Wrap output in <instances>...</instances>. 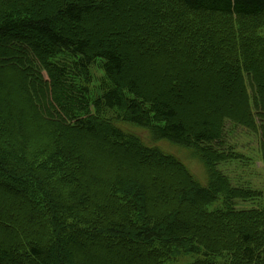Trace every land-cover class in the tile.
I'll return each mask as SVG.
<instances>
[{"label":"trees","instance_id":"1","mask_svg":"<svg viewBox=\"0 0 264 264\" xmlns=\"http://www.w3.org/2000/svg\"><path fill=\"white\" fill-rule=\"evenodd\" d=\"M115 5L121 8L119 0H0V41L9 42L2 53L19 40L22 56L27 50L40 59L42 70L37 76L28 70L29 84L21 82L27 74L10 69L19 79V95L12 94L18 105L0 88V177L10 181L9 189L22 184L31 192L23 204L11 199L19 222L0 210V264H161L170 261L164 260L169 250L185 258L181 264H264V191L220 168L254 164L232 142L240 131L255 137L264 167V74L256 60L257 54L264 58V0H149L139 43H148L151 56H165L160 61L172 71L177 61L184 68L197 60H235L243 105L195 121L181 117L175 104L184 103L194 84L174 79L158 91L146 83L140 53L114 42L93 44L64 29L116 11ZM244 65L249 84L240 76ZM93 68L102 74L96 86ZM30 86L35 97H49L46 111H55L47 119L33 104ZM121 124L192 149L207 184L179 159L147 149ZM96 133L113 137L101 151ZM137 149L145 161L135 172L126 156ZM31 156L38 157L33 166ZM22 158L26 162L13 165ZM51 175L62 179L63 192L54 199L45 180ZM117 178L127 205L119 203ZM65 235L78 236L79 243L58 261L53 247L63 246Z\"/></svg>","mask_w":264,"mask_h":264},{"label":"rangeland","instance_id":"2","mask_svg":"<svg viewBox=\"0 0 264 264\" xmlns=\"http://www.w3.org/2000/svg\"><path fill=\"white\" fill-rule=\"evenodd\" d=\"M119 1L121 4V8H117L118 5H115V8H117L115 9L116 11L110 10L107 15L102 14L97 16L95 14L92 17L88 18L85 23L80 24L79 26L73 28L67 27L64 29H67V31L71 34L73 33L75 35L90 38L93 44L95 42H104L106 45L114 42L115 46L122 50H127L128 52L136 51L140 53L146 59V63L145 61H143L144 64L142 62V65L145 66L142 67V71L146 69V72L144 71L145 74H143V76H147L146 83L148 86L158 89V91H165L166 89H168V86L172 85L174 79H177L180 84H194L195 88L193 90H191L190 92L186 91L184 95V103H175L180 112V116L189 121H195V119L199 118L200 115L209 116L213 114V112H216V114L219 112L229 113V111H232L233 106L243 105L244 97L241 95L239 86L237 84L238 77L234 68L232 67L235 62L234 59H225L224 61H220L218 64H215L216 61H210L208 59L204 62L201 60H197L196 62L190 63L188 67L184 68H182L181 63L177 61L176 68L174 67L175 65L171 63L174 69L172 71L169 68V65L166 66L160 61L164 59L165 56L163 58H156L154 56H151L146 48V44L148 43H139V37H143L146 34H141L140 31L138 32V30L144 29V17L148 14V12L151 11L148 6L149 0ZM53 12V8L47 9L45 14H52ZM30 41L33 42L34 39H30ZM7 43L9 42L5 43L0 41V88L4 87V89H6L4 94H6L5 96H7L9 101L11 100L14 91L15 95H19V86L17 85L19 81L18 76L11 72L10 69H18L21 73L27 74L29 77L22 78L21 82H23L24 79L27 78L29 84H33L34 77L30 75V72L28 70L32 71V73L34 75L36 74V76L38 75V72H41L42 70H40L39 68L40 59H38L37 57L34 58L32 55L29 56L30 53L27 50L26 54L22 56V47H19V40L15 41V43L11 42L13 44V46L10 47L11 51H9L8 54H3L2 52L4 51V49H6ZM255 49L257 50V46L255 47ZM256 56V60L262 67V72L264 74V58L258 57L260 56L259 54H257ZM186 64L187 62H184L183 65ZM3 71L7 73L5 75H2V73H4ZM92 71L96 78L94 81V86H96V84L99 83V79L102 77V74L98 69L96 70L95 68H93ZM42 73L43 78L44 76L46 77V72ZM240 76L241 79L246 80L247 84L251 82V78L245 70V65L241 69ZM35 84L41 91V83ZM29 91L31 95L30 98L33 101V104H35V106L39 109L38 112L42 117H45L47 119L48 114L54 113L55 110L52 111V113L50 111H46L45 105H49L47 101L49 97L47 96V94H42L40 97H35L34 95H32L34 93L33 86L29 87ZM253 94L254 90H250V95L252 97ZM20 97L21 96H18V98ZM12 100L18 105L14 98H12ZM23 105H21V107H23ZM6 114H8L7 111ZM19 116L20 115L15 114V118ZM18 124V121H13L14 126ZM120 127L124 130H128L125 131L126 133L132 132L133 134L139 136L141 141L146 145L147 149L159 148L165 154L170 155V157L179 159L194 175V177L200 184H207V177L204 174V165L199 157L195 155L196 153H194L192 149L175 146L164 140L156 141V138L148 130L146 131L142 128L140 129L139 127L134 125L121 124ZM18 129L21 130V127H19ZM240 132L238 133V136L232 139V142H235L236 144L239 143L237 150L239 152H243L249 157H253L255 159L254 164L247 166L248 168H246V165L244 164H241L242 167L236 165H221L220 168L226 174L230 175L232 180H236V177L242 176L249 179L254 188L264 191V167L256 158V155L258 156L259 153V145L257 144L254 136L249 134L246 135L243 132ZM95 136L97 138L96 139L93 136L97 141L95 144L97 145V143L100 142L98 147H96L99 151H101L105 145L112 142L113 139V137L108 134L96 133ZM25 145L31 147L32 143H30L28 140H25ZM13 146L17 147L14 144ZM124 148L126 150L128 149L126 146H124ZM137 150L138 153L136 156L131 152L127 156L124 155V157L129 156L128 159L135 164L132 168V170H134L135 172L141 169L139 166L142 165L145 161L142 160L144 158V154L139 149ZM9 160L11 162L13 161L11 159ZM37 161V156H31L29 159V165H35ZM24 162H26V158L17 159L13 163V165L16 166V163L23 164ZM55 170L56 169L54 167V171ZM45 180L48 187L52 186L51 188H49L51 198L58 196L63 192L62 189L58 186V183H62V179L51 175L49 179ZM9 184L10 181L8 179L6 180L5 178L0 177V210L5 212V217L8 219L9 214L12 220L15 218V216H17V220L19 222L20 218L18 216L20 215L18 213H15L10 208L11 204H15H13L11 199H18L17 202L19 204H23L25 201H28L31 192L26 194L24 189L25 187L22 184L16 185V187L9 189ZM113 184L114 187H120L116 191L119 203L122 205H127L128 202L125 201V192L122 189L125 188V184L120 180V178L113 180ZM14 189H18L20 190V192ZM156 200H160V197H157ZM35 207H37V205H35ZM1 226H6V224ZM7 226L10 227L8 223ZM66 238L67 235L63 237V246L53 247L54 253L57 254L56 258L58 261L62 260L63 256L67 254L70 255V247H77L79 243L78 236L69 237L68 240H66ZM85 248H79L77 250L81 249L88 254L90 250ZM122 253L124 254V252ZM181 257L182 256H180L178 252H172L169 250V253L166 255V258H164V260L167 261L169 259L170 261L162 262L161 264H181L185 261V258Z\"/></svg>","mask_w":264,"mask_h":264}]
</instances>
